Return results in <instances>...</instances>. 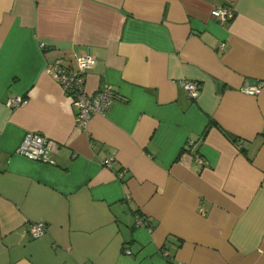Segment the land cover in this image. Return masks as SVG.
<instances>
[{
  "label": "crops",
  "instance_id": "0c3cea01",
  "mask_svg": "<svg viewBox=\"0 0 264 264\" xmlns=\"http://www.w3.org/2000/svg\"><path fill=\"white\" fill-rule=\"evenodd\" d=\"M226 2L0 0V264H264V0ZM86 53L113 100L80 130L46 64ZM27 131L54 164L16 152Z\"/></svg>",
  "mask_w": 264,
  "mask_h": 264
},
{
  "label": "built area",
  "instance_id": "2783aa9c",
  "mask_svg": "<svg viewBox=\"0 0 264 264\" xmlns=\"http://www.w3.org/2000/svg\"><path fill=\"white\" fill-rule=\"evenodd\" d=\"M235 0H227L222 5H217L211 10L213 18L223 22L233 17L234 8L232 2ZM95 63V58L89 54H82L77 58L75 70H69L63 66L58 60L47 62L46 70L50 76L57 82L62 91L70 99L75 107V126L80 130H85L89 118L93 114H103L107 111L113 100V89L109 84H104L94 93H88L85 90V79L87 71ZM182 87L187 94L195 98L200 92L199 85L192 81L184 79L181 82ZM261 83H246L240 87V91L246 94H258L261 90ZM27 98L20 96H12L7 100L9 108L17 107L25 104ZM59 143L43 134L35 131H27L16 152L33 160L54 164L53 154L57 151ZM113 157L108 156L102 160L103 165L111 166ZM124 170H120L117 175L122 177ZM137 225L146 226V220L139 217L136 219ZM45 231V223L43 221L32 222L29 224L28 234L30 238H37ZM125 253L130 254L129 248H125ZM165 254H168L165 251Z\"/></svg>",
  "mask_w": 264,
  "mask_h": 264
}]
</instances>
